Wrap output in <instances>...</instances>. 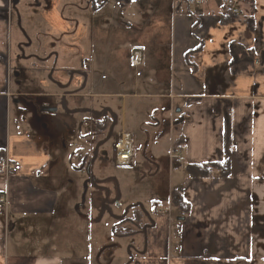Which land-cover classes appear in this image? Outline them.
Instances as JSON below:
<instances>
[{
	"label": "crops",
	"instance_id": "1",
	"mask_svg": "<svg viewBox=\"0 0 264 264\" xmlns=\"http://www.w3.org/2000/svg\"><path fill=\"white\" fill-rule=\"evenodd\" d=\"M8 1L0 0V152L6 151L20 171L8 179L0 176V192L7 196L6 214L0 208V264H264V0H251V35L243 26L235 27L237 23L221 26L224 11L217 4L176 11L172 0L157 2L160 7L163 4L157 17L170 21L171 32H165L163 38L158 32L152 35L154 55L163 67L171 59L179 72L174 80L178 96L158 97L170 102L165 103L169 120L172 111L178 119L173 127L170 124L168 134L172 137L173 133L170 145L176 129L183 137V146L174 158L183 179L175 186L167 184L157 198L158 208L165 205L175 212L174 217L156 211L143 250L114 261L95 255L85 261L78 253L79 247L90 246L88 241L85 244L86 225L99 220V200H103L99 191L89 193L93 198L88 199L87 215L77 211L83 221L80 236L79 224L74 222V234L62 226L71 216L61 192L54 188L53 168L59 163L53 162L38 141L45 137L36 127L24 126L26 121L16 112L26 96L13 87L18 70L11 67L4 50ZM159 39L165 44L170 39V51L165 44L163 50ZM233 46L247 52L246 58L237 53L238 67L231 56L239 50ZM141 57V50L129 53L133 65L140 64ZM224 101L229 106L227 126L220 111L212 114L214 104ZM40 112L36 119L42 120L56 111ZM225 129L235 161L232 174L227 178L216 174L206 180L188 177L184 166L223 160ZM174 190H180L190 205L184 222L169 206ZM69 248L70 254L64 256Z\"/></svg>",
	"mask_w": 264,
	"mask_h": 264
},
{
	"label": "rangeland",
	"instance_id": "2",
	"mask_svg": "<svg viewBox=\"0 0 264 264\" xmlns=\"http://www.w3.org/2000/svg\"><path fill=\"white\" fill-rule=\"evenodd\" d=\"M161 1L9 0L7 4L4 50L11 67L18 70L13 87L26 96L16 112L26 121L24 126L36 127L45 137L38 141L59 163L53 168L54 188L71 216L62 226L72 234L75 222L81 235L83 221L76 215H87L92 191L105 187L116 202L109 212H99L97 222L86 225L85 244L90 246L78 248L85 261L92 255L114 261L143 250L147 236L113 234L115 218L126 212L127 219L134 209L150 217L164 210L174 217L165 205L159 209L151 204L167 184H180L182 177L175 169L176 152L170 148L173 133L168 134L178 119L172 111L169 120L165 107L170 102L158 97H177L174 80L179 78L171 59L163 67L154 55L152 35L158 32L163 38L171 32L170 21L157 17ZM241 22L233 24L243 26ZM159 40L164 50L165 41ZM166 42L170 51V39ZM135 49L142 53L138 65L129 59ZM43 107L56 112L36 119ZM122 134L130 137L132 157L128 166L116 168L113 145ZM179 161L184 165L183 158ZM87 167L94 183L87 184L82 202ZM122 226L134 230L129 224Z\"/></svg>",
	"mask_w": 264,
	"mask_h": 264
},
{
	"label": "trees",
	"instance_id": "3",
	"mask_svg": "<svg viewBox=\"0 0 264 264\" xmlns=\"http://www.w3.org/2000/svg\"><path fill=\"white\" fill-rule=\"evenodd\" d=\"M239 18L242 21L241 23L245 27L246 33L251 35L254 32V18L252 15V1L251 0H247V4H246L245 8L242 10L240 17L235 18V17H232L229 14L225 13L220 19V24H221V26H227V25H230V24L234 23L235 21L239 20ZM233 48L239 50V52L234 50V52L232 53V56H231L233 58L235 66L238 67L240 60H238L239 54L237 55V53H240L241 58H244V57L246 58L247 52H245L243 50V48L240 46H237V47L233 46ZM251 56L252 55H250L249 57L251 58ZM249 62H250V59H249ZM187 64H188V62H187ZM233 72L239 73L241 71L234 70ZM228 110H229V106L227 105V103L225 101L224 102H216L213 106L212 114L214 115L218 111H220L221 114L225 117V123L227 126ZM183 141H184L183 137L181 136V134H179V130L176 129L175 130V139L171 145V149H173L176 152L180 151L182 146H183ZM223 154H224V160L222 162H209V163L199 164V165H195V164L194 165H187V166L183 167V172L188 177H191L193 179H200V180L212 179L214 177V175H216V174H218L222 178H227L231 173V165H230V163H231V142H230V138H229V133L227 132L226 129H225V132L223 135ZM173 193L176 194V196H178L180 198L178 201H176L173 204V208H175L177 210V212L179 213L180 216H182V217L188 216L190 213V205L183 200L180 190H174ZM158 202H159L158 199H153L151 201V204L153 206H158ZM132 214H133V216H132L133 220L132 221L134 223V226H132V228L134 230L126 228L120 224L115 225L113 228V234L115 236L127 237L130 235L136 234L137 229L140 227L143 220L146 221V219H147L145 213L142 211H139L138 209H134Z\"/></svg>",
	"mask_w": 264,
	"mask_h": 264
},
{
	"label": "built area",
	"instance_id": "4",
	"mask_svg": "<svg viewBox=\"0 0 264 264\" xmlns=\"http://www.w3.org/2000/svg\"><path fill=\"white\" fill-rule=\"evenodd\" d=\"M246 0H172L174 9L178 11L180 8L188 9L203 8L210 4H217L226 13L232 17L240 15ZM114 165L115 167H126L129 165L132 151L131 140L128 135L122 134L113 145ZM20 171V167L16 165L7 155L6 151L0 152V176L4 179L16 175ZM0 208L7 211V196L4 192H0Z\"/></svg>",
	"mask_w": 264,
	"mask_h": 264
},
{
	"label": "flooded vegetation",
	"instance_id": "5",
	"mask_svg": "<svg viewBox=\"0 0 264 264\" xmlns=\"http://www.w3.org/2000/svg\"><path fill=\"white\" fill-rule=\"evenodd\" d=\"M255 60H258V59H255ZM175 122V121H174ZM175 123H177V122H175ZM107 127V123L105 124V126H104V128H106ZM110 137H111V135L109 134V137H108V139H110ZM230 138V137H229ZM223 157H224V154H223ZM223 160H224V158H223ZM222 160V161H223ZM165 161V160H164ZM221 161V162H222ZM164 163V162H163ZM177 163V162H176ZM230 165H231V173L230 174H232V172L235 170V161H234V159H233V156H232V152H231V163H230ZM115 167V166H114ZM116 168H118V167H116ZM162 169H163V172L165 173L166 171H164V169H165V166L164 167H162ZM163 174V173H162ZM92 178V176L91 175H89V176H87V178H86V181L89 179H91ZM93 179V178H92ZM198 180H200V179H198ZM85 181V182H86ZM90 183H94V179H93V181L92 182H90ZM90 183H88V184H90ZM100 194H102V196H103V202L102 203H100V210L99 211H101V213L102 212H109L110 211V206L111 205H114V204H116V202H114V201H112V200H110V197H109V194H110V191H108V189H106L105 187L104 188H102L100 191ZM174 192V191H173ZM171 193L170 194V197H171V206L173 207V204L176 202V201H178L180 198L178 197V196H176V194H174V193ZM181 196H182V194H181ZM175 209V208H174ZM176 210V209H175ZM177 211V210H176ZM178 213V212H177ZM126 214H127V212L125 213V214H123V216H119V217H116L115 218V220H116V224L115 225H123V224H129L131 227L132 226H134V223H133V217H131L130 219H127L126 218ZM146 215V214H145ZM133 216V215H132ZM178 217L180 216L179 215V213H178V215H177ZM177 217V218H178ZM181 217V221L182 222H184L185 220V217H187V216H185V217H182V216H180ZM146 218H147V216H146ZM177 224V223H176ZM154 227V222H153V218L151 217H149L148 216V218L146 219V221H144L143 223H141V225H140V227L137 229V232L136 233H141V234H143V235H145V236H147V231H148V229H150V228H153Z\"/></svg>",
	"mask_w": 264,
	"mask_h": 264
},
{
	"label": "water",
	"instance_id": "6",
	"mask_svg": "<svg viewBox=\"0 0 264 264\" xmlns=\"http://www.w3.org/2000/svg\"><path fill=\"white\" fill-rule=\"evenodd\" d=\"M16 3H17V2L15 1L14 4H16ZM42 111H44V112H54L55 109H52V108H42ZM86 172H87V176H89V173H88V167H87V169H86ZM92 181H93V179L91 178L90 180L88 179V180L84 183V192H83V194H82V202H83L84 197H85V194H86V187H87V184L90 183V182H92ZM147 218H148V216H147Z\"/></svg>",
	"mask_w": 264,
	"mask_h": 264
}]
</instances>
